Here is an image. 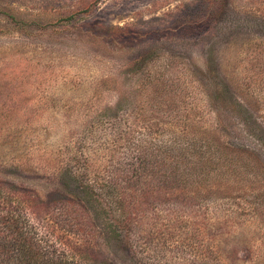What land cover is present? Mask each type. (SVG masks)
<instances>
[{"label":"rangeland","instance_id":"374dc122","mask_svg":"<svg viewBox=\"0 0 264 264\" xmlns=\"http://www.w3.org/2000/svg\"><path fill=\"white\" fill-rule=\"evenodd\" d=\"M225 145L264 164V0H0V193L82 264H264V208ZM204 147L219 172L191 179ZM142 150L174 157L193 192L140 198L118 229L107 192L128 191L114 176Z\"/></svg>","mask_w":264,"mask_h":264},{"label":"trees","instance_id":"16d2710c","mask_svg":"<svg viewBox=\"0 0 264 264\" xmlns=\"http://www.w3.org/2000/svg\"><path fill=\"white\" fill-rule=\"evenodd\" d=\"M155 146L159 153L169 150L167 144H156ZM194 147L192 143H189L186 151L193 153L197 148ZM204 148L207 150L201 152H206V154L201 159L199 169L195 170L194 173H190L191 179L200 177L201 180L207 181V177H209L207 170L219 172L218 166L212 164L218 159L215 152L210 147ZM221 148L218 156L221 158L229 157L230 160L228 165L229 177H232V179L238 178L236 189L242 192L243 195L248 194L247 196L253 197L254 202L264 208V164L247 149L231 145H225ZM141 154L137 165L135 163L131 164L124 176L121 173L116 177L114 176V180H125L126 183L130 184L127 186L128 191L124 189L122 193L107 192L110 195L109 201H111V203L109 202L111 206L108 209L119 214V220L111 217L110 221L118 229V224L119 226L123 225L129 220V216L131 217V213H129L130 205L140 207V198L145 201L148 198L160 195L158 192L162 191L166 195H164L165 197L161 196L163 200L167 198L173 200L182 198L185 200L190 191L193 192L194 183L190 181L187 174L180 173L179 164L174 157L168 158L156 154L150 158L143 150ZM169 167L171 168L170 171H168ZM243 181L244 187L242 186ZM138 183L147 185L137 187ZM157 183L160 185L155 187L154 184ZM219 191L221 192L218 196L231 197V195H228V191L225 189L218 190L217 187L211 195L209 193L210 197ZM15 203L13 197L0 193V264H82L78 254L74 253V255L73 252L70 253L69 250L67 251L51 240L39 235L36 226L30 221L27 213L24 212L23 206L20 203ZM66 207L71 208L72 204L68 203ZM58 212L61 219L58 216L55 219L62 222L67 229L69 227V230L73 232H87V227H91V221L86 222L84 219L85 216L88 217L87 213H85V216L82 211L74 214L69 209ZM129 226L131 229L133 228L132 225ZM142 238H145L146 241L148 237ZM157 239L158 236L154 235L148 242H156Z\"/></svg>","mask_w":264,"mask_h":264}]
</instances>
